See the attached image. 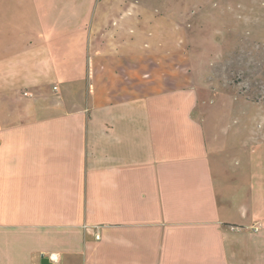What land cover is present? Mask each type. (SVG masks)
<instances>
[{
  "label": "crops",
  "instance_id": "0c3cea01",
  "mask_svg": "<svg viewBox=\"0 0 264 264\" xmlns=\"http://www.w3.org/2000/svg\"><path fill=\"white\" fill-rule=\"evenodd\" d=\"M127 1L0 0V264H264L169 82L177 22Z\"/></svg>",
  "mask_w": 264,
  "mask_h": 264
},
{
  "label": "rangeland",
  "instance_id": "374dc122",
  "mask_svg": "<svg viewBox=\"0 0 264 264\" xmlns=\"http://www.w3.org/2000/svg\"><path fill=\"white\" fill-rule=\"evenodd\" d=\"M127 2L132 11L122 16L146 4L177 22L176 33L168 25V44L181 47L186 69L169 82L191 88L219 192L232 210L264 215V0Z\"/></svg>",
  "mask_w": 264,
  "mask_h": 264
}]
</instances>
